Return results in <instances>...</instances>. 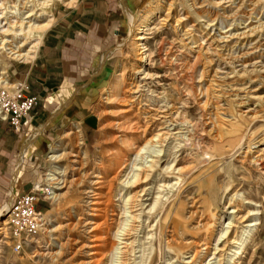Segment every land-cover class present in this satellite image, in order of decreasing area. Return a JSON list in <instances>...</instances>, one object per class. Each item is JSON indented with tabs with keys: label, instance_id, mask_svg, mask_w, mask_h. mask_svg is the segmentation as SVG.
<instances>
[{
	"label": "bare ground",
	"instance_id": "obj_1",
	"mask_svg": "<svg viewBox=\"0 0 264 264\" xmlns=\"http://www.w3.org/2000/svg\"><path fill=\"white\" fill-rule=\"evenodd\" d=\"M186 1L190 3L188 6L196 18L197 25L187 27L184 33L190 44L197 48L198 56V61L190 68L189 75L186 74V78H194L198 75V66L202 62L201 58L206 57L204 70L201 74V78H204L205 72H207L206 66L213 63V54H216L220 59H224L227 64L235 65L238 63L242 67V70L225 73V76H219V68H217L208 88L206 90L200 89L201 95L205 98L203 109L206 115L210 117L209 121L211 123L209 126L211 127L213 139L217 142L218 147H224L226 144L232 147L233 144L229 140L231 139V133L226 132L225 128L235 131L234 121L236 118H232V120L224 117L220 118L222 113H219L220 108L217 103H214V98L220 99L227 96L230 91H234L236 94L233 97L239 98V104L245 103L247 98L264 101V96H253L255 95L254 92L257 91L253 84L258 80L264 82V22L258 20L256 24H253V20L257 19V15L260 12L264 13V0H210L209 5L203 2L200 6H198L197 0ZM59 2L66 7H72L78 0H0V64L3 63L4 65H0V87L4 89L3 91L12 92L17 87V83H10L4 79L8 73L5 67L6 63L9 60L30 62L34 58L42 34L53 23L50 10ZM120 3L130 20V30H134L131 36L124 40L120 46L128 48L130 51L126 53V57L129 58L132 52L136 57V62L131 73L124 64L119 67L114 82L107 90V95L108 101L113 106L110 112L115 118L114 126L118 128L119 133H122L116 139L123 141L125 147L121 148L118 142L109 150L110 165L108 171L113 174L94 173L96 174V177H94L96 178V188L93 191L91 189L87 191L88 189L84 187L87 185L88 174H80L79 172H82L83 169L75 166L80 164L78 160L80 158L79 152L71 154V158L75 159L70 160L69 155L72 152L66 153L65 151L71 144L76 143L78 149L84 145L81 130L76 125L64 133L63 139L53 147L49 156L55 164L45 173V185L39 184L37 188L41 192L47 191L49 193L47 199L52 200L54 203H60L63 198L67 199L68 196L72 200L76 194L85 192L90 200L91 213L89 218H84L82 211L75 210L73 221L68 220L69 222L66 225L55 223L50 230L42 229L47 231L46 233L49 234L51 242L47 243L48 241H46L47 245L41 246L42 253L40 251L38 254L49 257L54 261L64 260L68 264H145L146 243L143 240H151L158 237L159 234V236L163 235L169 225L173 224L171 236L167 241L168 251L173 255V258L167 261L168 264H180L182 261L184 262L182 264H199L198 261L205 258L204 253L201 255L202 250L200 249H207L208 240L199 237V241L194 242V244L186 241L188 234L187 222L181 219L179 215L174 213L173 215L172 209H168L171 205L169 199L170 189L179 184L184 186L186 177L189 174L188 168L180 166L181 161L177 156L178 152L182 150L180 149L182 142L180 141L174 146V149L180 150L172 152L169 156L167 150L172 144L171 136L162 133L156 134L152 129L145 126L146 128H142L141 133L138 132L142 135V137L140 136L143 139L142 142L131 139L129 136L130 131L132 132L134 129L138 131L141 128L138 125L133 126L132 121L128 120L129 110L123 109L130 102H143V95L140 94L139 86H136L135 89H126L131 85H137L141 77L147 75L144 67L150 61L152 55L147 47L149 35L160 26L161 22L170 19L173 1L168 4L167 9L163 5L155 6L149 11L148 15H144L140 19L136 30L134 29V15L124 0H120ZM163 12H165V16L162 15ZM229 21L232 24L222 28L226 31L220 29L218 33H209L218 24L222 25ZM176 22L179 23L180 19ZM195 27H199L198 31L201 36L205 37L193 35ZM199 40L202 41L199 42ZM235 74L239 75V78L246 77L249 80L237 85L232 84L229 81ZM132 90L134 92L132 95L130 94V100L126 99L125 96L123 97V93ZM1 93L0 116L4 120L6 115L1 107L3 106ZM241 94L244 95L241 96ZM247 117L251 123L264 118L263 115L260 116L257 112ZM39 134L36 133L28 139L21 151L20 161L23 159L27 148ZM235 135V138H241L240 134L236 133ZM239 141V149H242L241 139ZM153 147H159L160 149L154 152L156 155L151 156V160H147L144 154L148 152L149 148L153 149ZM81 155L83 160L88 157L87 151H82ZM67 160H70V165H63ZM242 162L264 169V145L257 147L255 152L248 148V151L242 156ZM19 166L20 164L18 169ZM181 190L176 198L180 196ZM114 197H120L121 205L118 207L119 213H113L112 216L123 221L117 226L113 236L114 240L110 243L108 240L112 230L108 224L110 218L108 214L114 212ZM12 198L7 203L9 207L2 210V212L5 211L8 220L0 223V249L4 244H7L4 240L7 235V226L10 224L9 214ZM237 202L232 218H230V226L218 239L214 252L210 253L216 264H235L237 257L242 253L241 251L246 248L253 238L252 229L261 224L258 219L259 211L256 210L257 205L249 202L246 198H241ZM167 205L169 206L166 207ZM246 205L253 207H250L247 213L243 214V207H246ZM191 214L194 216L196 212ZM42 216L44 221L48 214H42ZM69 226L75 232L73 235L65 237L62 230ZM81 229L89 232L90 241L93 245H88L80 236L78 230ZM208 230H210L213 237L215 228L211 226L208 229L199 222L195 234H203L204 231ZM9 238L10 227L8 231ZM195 246L199 249H196ZM36 252L34 251V254ZM141 252L142 255L137 256ZM212 260L206 264H213Z\"/></svg>",
	"mask_w": 264,
	"mask_h": 264
},
{
	"label": "rangeland",
	"instance_id": "obj_2",
	"mask_svg": "<svg viewBox=\"0 0 264 264\" xmlns=\"http://www.w3.org/2000/svg\"><path fill=\"white\" fill-rule=\"evenodd\" d=\"M172 1L173 6L170 19L161 22L160 26L149 35L147 47L152 55L150 61L146 63L144 67L147 75L141 77L137 85H131L126 89H135L136 86H139L140 94L143 95L142 103H140V101L130 102L128 106L123 107V109L129 110L128 120L132 121L133 126L138 125V127L141 128L140 130L138 129V131L137 129H134L132 132L130 131L129 136L133 140L142 142L143 139L140 133L147 127L152 129L156 134L162 133L171 136L172 144L167 150L169 156L172 152L182 149L181 152H178L177 156L181 161L180 166L188 168L189 174L186 177L184 186L179 184L170 189L169 199L171 205H167L166 207L169 206L170 208L168 207V209H172V214L179 215L181 219L187 222L188 234L186 241L194 244V242L199 241V237L208 240L207 249H200L202 250L201 255L204 253L205 258H203L202 261L199 260V264H206L214 258L211 254L214 252L217 241L222 233L230 226V218H232V213L235 210V204H237V201L241 200V198H246L249 202L258 206L256 210L259 211L258 219L261 224L252 229L253 238L246 248L241 251L242 253L237 257L235 264H264V169L242 162V156L248 151V148L255 152L257 147H262V145H264V118H260L251 123L247 117L256 112L258 115L264 116V101L247 98L245 103L239 104V98L233 97L236 94L234 91H230L227 96H223L220 99L214 98V103H217L220 108L219 113H222V117L220 118L224 117L228 120L236 118L234 121V126H236L235 131H232V129L230 130V128H225L226 132L231 133V139L229 140L233 144L232 147L228 144L224 147H218L217 142L213 139L211 134V127L209 126L211 123L209 121L210 117L206 115L203 109L205 98L201 95L200 89L203 88L206 90L208 88L210 80L213 78L217 68H219V76H225V73L242 70V67L238 63L235 65L227 64L224 59H220L216 54H213V63L208 65L211 67L206 66L207 72H205L204 78H201V74L204 70L206 57L201 58L202 62H200L198 66V75L194 77L195 79L186 78V74H188L190 68L198 61L197 48H194V45L190 44V41L186 39L184 33L187 27L197 25L195 21L196 18L188 6L190 3L186 0H143L141 6L136 11H132L128 5L135 18L134 29H137L140 19L144 15H148V13H150L149 11L155 6L163 5L165 9H167L168 4ZM209 1L210 0H197V3L198 6L203 2L209 5ZM59 4L63 6L62 3L59 2ZM162 15L165 16V12H163ZM124 18L126 23L125 29L120 32L117 42L111 47V50L113 49L111 55L114 56L115 68L111 72L108 82L101 87V93L98 95L97 101L94 104L95 106L93 107L96 124L92 133L93 135L91 138L83 136L80 128L84 145L80 146L81 148L78 149L75 143L69 145L65 149L66 153L72 152L69 155L70 160L75 159L71 158V154L79 152L80 158L78 160L80 164H76L75 166L83 169L82 172H79L80 174H88L86 180L87 185L84 187L88 189L87 191H90V189L93 191L96 188V178H94L96 174L94 173L113 174L108 171L110 165L109 150L112 149L115 144H118V142L121 148L125 147L123 141H118L116 139V137L122 135V133H119L120 131L118 128L114 126L115 118L110 112L113 106L108 101L107 95V90L114 82L119 67L124 64L129 73H131L134 63L136 62L135 55L131 52V57L129 56V58H127L126 53L130 50L120 46L134 31L130 30V20L127 14H124ZM256 18L257 19L253 20V24H256L258 20L264 22V13L260 12ZM179 19L180 22L177 23L176 21ZM231 24L230 21L222 25L218 24L215 28H212L209 33H218L220 29L226 31V29L222 28ZM198 28L199 27H195L193 29V35L205 37L201 36ZM201 41L202 40H199V42ZM18 63L21 62L9 60L5 65L8 73L5 75L4 79L8 80L10 83L22 81L16 78L12 72L14 65ZM248 80L249 79L246 77L239 78V75L235 74L229 82L237 85L238 83L240 84ZM263 83L262 80H258L253 84L255 89H257L253 96H264ZM3 90L4 89L0 87V93ZM133 92L134 90L127 91L123 93V97L125 96L126 99L130 100ZM243 95L244 94H241V96ZM0 122L5 121L0 119ZM6 123L9 125L8 131L20 132L14 130L9 122ZM75 124L79 125L77 123L70 124L68 128L63 129L59 133L57 139L54 140L53 144L42 158L41 163L36 165L34 169L36 177L28 193L32 192L39 184L45 185V173L55 164L54 161H51L49 158L53 147L58 142H61L64 133ZM236 133L240 134L241 138H235ZM131 134L134 136H131ZM240 139L242 149H239L240 147L238 145ZM180 141L182 142V147L180 149H174V146ZM159 149V147H153V149L149 148L144 156H146L147 160H151V156H155L156 153L154 152L159 151ZM82 151H87L88 157L85 160L81 157ZM18 159L19 154H16L14 164L18 163ZM70 160L64 162L63 165H70ZM23 166H26V162ZM1 172L3 174L5 173V171ZM12 172L13 171H11V173ZM116 185L118 186L117 182ZM46 188L49 190L48 187ZM180 190V196L176 198ZM48 196V192H45L41 196L39 195V202L41 203H38L36 206V209L42 212L43 215L48 214L47 218L44 220L45 226L43 229L50 230L55 223L66 225L69 221H73L75 210L82 211L84 218L90 217V200L85 192L76 194L73 198L74 200H70L71 197L69 196L67 199L63 198L60 203H54L52 200L47 199ZM119 199L120 197H114V212L108 214L110 217L108 219V224L112 230L108 240L110 243L114 240L113 236L117 226L123 221L122 219L112 216L113 213H119L118 207L121 205V200ZM7 203L8 202L0 207V223L4 220H8L7 216H5V211L2 212L4 208L9 207ZM250 207L253 206L246 205V207H243L242 213L246 214ZM195 212L196 215L192 216L191 213ZM113 219L118 222H114ZM199 222L208 229L211 226L214 227V236L212 237L210 230L204 231L203 234L196 235V227ZM172 225L173 224L169 225V228L163 235L159 236V234L157 235L158 237H154L151 240H143L146 243L144 255L145 264H168L167 261L173 258V255L167 248V241L173 230ZM9 227L10 226H7V235L4 240L7 244H4L2 249H0V264H68L64 260L54 261L49 257L38 254V252L41 251V246L47 245L46 241H48L47 243L51 242L46 230H42L39 236L32 239L30 242L22 243V248L18 252L14 251L13 248L19 239L11 235L8 239ZM78 231L88 245H93L90 241L91 239L88 231L84 229ZM74 232L71 226L62 230V234L65 237L73 235ZM195 248L199 249L196 246ZM34 251H37L36 253L38 255L36 253L34 254ZM40 253H42V251ZM139 254L137 256H141L142 252ZM211 262L216 264L214 263L215 260ZM182 263L184 262H180V264Z\"/></svg>",
	"mask_w": 264,
	"mask_h": 264
},
{
	"label": "crops",
	"instance_id": "obj_3",
	"mask_svg": "<svg viewBox=\"0 0 264 264\" xmlns=\"http://www.w3.org/2000/svg\"><path fill=\"white\" fill-rule=\"evenodd\" d=\"M125 2L136 11L143 0ZM120 4V0H78L72 7L56 3L50 10L53 23L42 34L34 58L14 65V76L28 84L26 94L37 96L39 103L23 119L19 133L0 122V207L12 196L30 191L36 165L63 129L77 123L83 136L92 137L93 107L115 68L111 47L126 26ZM36 133L40 134L20 161L24 145Z\"/></svg>",
	"mask_w": 264,
	"mask_h": 264
},
{
	"label": "built area",
	"instance_id": "obj_4",
	"mask_svg": "<svg viewBox=\"0 0 264 264\" xmlns=\"http://www.w3.org/2000/svg\"><path fill=\"white\" fill-rule=\"evenodd\" d=\"M17 87L10 91H3L2 104L6 119L0 116V119L9 122L16 131H20L22 121L33 108L38 104L37 96H29L26 94L28 85L26 82H16ZM47 192V191H46ZM37 187L32 192L18 195L13 198L11 204V212L9 214L10 235L18 238L13 250L18 252L22 248V243H28L29 240L39 236L44 228L42 212L36 209L39 202V195L44 194Z\"/></svg>",
	"mask_w": 264,
	"mask_h": 264
}]
</instances>
